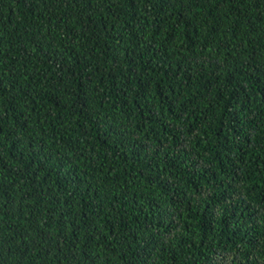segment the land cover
<instances>
[{"label": "trees", "instance_id": "16d2710c", "mask_svg": "<svg viewBox=\"0 0 264 264\" xmlns=\"http://www.w3.org/2000/svg\"><path fill=\"white\" fill-rule=\"evenodd\" d=\"M0 264H264V0H0Z\"/></svg>", "mask_w": 264, "mask_h": 264}]
</instances>
